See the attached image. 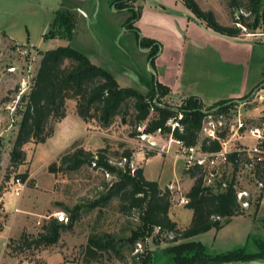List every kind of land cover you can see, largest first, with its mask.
Segmentation results:
<instances>
[{"label":"rangeland","instance_id":"rangeland-1","mask_svg":"<svg viewBox=\"0 0 264 264\" xmlns=\"http://www.w3.org/2000/svg\"><path fill=\"white\" fill-rule=\"evenodd\" d=\"M144 1L146 0H127L125 4L128 8L140 9ZM157 1H160L159 6L163 11H193L183 0ZM194 3L200 11L208 14V17H214L217 24L240 28V38L250 39L252 48L255 47L253 52L249 51L250 48H242L240 54L251 61L247 63L253 75L259 60L264 59V21L260 20V27L256 30H250L242 24V18L252 24L255 20V16L245 8L248 0H194ZM121 4L117 0H0V231L5 230L9 237L7 254L16 255L21 261L39 264L44 254L60 253L68 264H147V257L150 258V264H171L162 254L171 244L162 237L157 243L154 238L157 230L145 241H138L133 248L128 245V238L132 236L133 231L142 226L137 210L130 214L122 213L120 201L116 198L109 200L105 205L90 208L106 196L108 188L116 181L115 176L96 168L93 163L104 149L108 150L110 161L121 168L126 163V159L122 157L123 153L126 150L131 151L132 171L143 168L147 180L158 182L163 191L170 190L169 215L179 229L189 227L193 219L194 212L188 209L186 204H181V199L186 198L195 182V179L186 173L184 150L170 142L168 135L159 132L147 134L144 140L133 136L137 132L140 136L144 133V126L136 130L132 124L130 113L133 108L125 120L123 115H120L109 127H103L96 119L83 121L77 113V100H67L66 117L78 118L85 122L86 128L79 132L85 131L84 134L64 145L60 143L57 130L61 128L66 117L60 121L52 119L48 124L52 136L48 137L45 143L27 144L24 147V162L18 167L12 165L11 155L19 124L42 60V53L70 45L89 59L97 60L99 57L106 64H111L110 69L115 72L114 77L121 85L126 81L118 73L122 66L137 69L140 67L144 81L153 80L155 74L152 68L145 66L144 54L140 47L141 39H138L135 32H126L124 25L130 13L128 9L123 11ZM58 11L71 15L75 25L71 41L47 37L53 29ZM258 11L259 16L263 17L264 0H260ZM96 62L100 63L98 60ZM197 65L201 67L207 63L196 64L189 61L187 68L193 69ZM215 68L218 72L219 67ZM240 71L241 68L234 66L229 69L227 66L225 74L229 80L224 81V84L219 82L218 86L211 84L208 90L213 89L220 93L233 90L237 86L234 79L241 74ZM263 85L264 79L253 92ZM250 101L251 98L240 103L231 102L233 106L228 113L221 114L228 128H234L241 109L244 113L243 109L249 111L252 108ZM162 102L182 105L180 102H169L166 99ZM154 115L152 112L149 118ZM169 125L175 127L177 124L170 120ZM229 134L228 132L227 136H230ZM204 138L200 133V141ZM234 141L237 145L240 144ZM245 142L253 141L246 138ZM78 149H85L93 155L92 164H85L77 171L62 170L65 169L62 166L63 157ZM220 173L224 174V182L232 179L230 166H222ZM24 175H27L25 179ZM17 178L25 183L20 198L11 195L14 191L13 181ZM238 185L249 192L252 200L251 206L245 210V215L234 217L220 229H213L191 239L204 244L211 254H223L238 248L256 253L260 250L256 242H264V218L255 215L260 190L248 178L239 180ZM77 206L80 207V219L73 225L72 230L62 233L57 243L43 244L38 249L19 253L13 251L19 247L23 235L31 240L38 238L49 219L55 218L54 214L63 212L69 219ZM16 209H20L19 213L15 212ZM99 237H104L105 242L113 240L118 251H101L94 248L93 251L98 255L93 256L89 252L90 240ZM2 249L4 250V247ZM252 264H264V261Z\"/></svg>","mask_w":264,"mask_h":264},{"label":"trees","instance_id":"trees-1","mask_svg":"<svg viewBox=\"0 0 264 264\" xmlns=\"http://www.w3.org/2000/svg\"><path fill=\"white\" fill-rule=\"evenodd\" d=\"M117 1L122 3V6L120 5L122 9L129 10L130 16L126 24L128 29L133 30L139 38V29L133 24L139 19L141 10L135 7L128 8L125 4L127 0ZM183 2L193 10V14L198 19L204 21L215 32L230 38L242 35L240 28L217 24L214 17H208V14L197 8L194 0H183ZM259 5L260 0H248L245 7L247 12L255 16L253 24L247 23L246 19L242 18V24L250 30L258 29L260 20L264 21V15L259 16ZM57 15L53 29L47 37L71 41L75 25L70 13L58 11ZM154 43L152 40L141 39L142 48H151L149 59H153V69L154 57L160 51V46ZM168 92L169 89L160 83L154 85L148 95L133 88L121 87L110 72L94 65L86 55L70 45L44 52L22 113L11 155L12 165L18 167L24 162L26 157L24 147L27 144L45 143L47 138L52 136L48 124L52 119L60 121L66 117V102L70 99L77 100V113L85 122L96 119L103 127H109L120 115H123L125 120L133 108L130 114L136 130L144 126L145 134L160 131L163 135L173 136L174 139L182 141L186 147L200 145L207 153L221 150L222 144L219 140L204 138L200 141L203 121L208 116L218 118L222 113H228L233 104L224 102L212 109L204 110L198 100L190 99L181 106H173L162 102ZM152 112L155 115L150 119ZM170 120H174L177 125L175 127L169 125ZM133 136L140 137V133H134ZM225 136L226 132L220 133L221 138ZM92 156L85 149L75 150L63 157L62 166L65 169L62 170L77 171L85 164L91 165ZM122 157L126 159L123 168L110 161L107 149L100 151L94 160L96 168L115 176L116 181L108 188L106 196L90 208L105 205L109 200L116 198L120 201L122 213L130 214L133 210H137L142 226L133 231L132 236L128 238L127 242L132 246L131 248L138 241H145L147 237L153 236L157 230L154 236L156 242L159 243L162 237L171 244L162 253L171 264H252L264 261L263 241L256 242L260 249L257 253H249L244 248H238L232 252L215 255L209 253L201 242L191 240L213 229H220L234 217L245 215L247 209L238 201L235 173L230 181L219 182L209 187L204 183L206 168L195 165L186 170V173L195 179L186 195L188 199L186 207L192 210L194 215L190 226L181 230L169 215L170 190L163 191L158 182L147 180L143 168L133 172L130 167L131 151L126 150ZM233 169L234 172L237 171V164L234 163ZM26 177L27 175L23 176L24 179ZM261 178L264 180V176ZM263 196L264 189L257 199L255 215ZM248 200L251 206V197ZM79 210V206L75 207L67 224L51 217L38 238L31 240L23 235L19 247L13 251L19 253L38 249L43 244L57 243L62 233L72 230L73 225L80 219ZM90 244L89 252L95 257L98 254L93 251L94 248L101 251L117 250L115 242L113 240L105 242L104 237L91 239ZM150 262V258L147 257L145 263L150 264Z\"/></svg>","mask_w":264,"mask_h":264},{"label":"crops","instance_id":"crops-1","mask_svg":"<svg viewBox=\"0 0 264 264\" xmlns=\"http://www.w3.org/2000/svg\"><path fill=\"white\" fill-rule=\"evenodd\" d=\"M156 1H144L140 8V17L135 22V27L139 29L138 39L152 40L155 42L154 45L160 46L159 53L154 57L153 69V59H149L151 48H142L140 43L144 54L145 66H149L151 62V67L149 66V68H152L155 76L153 80L147 82L144 81L145 79H143L139 71L140 67L137 69L132 66H122L120 68L121 71L118 73L126 81H124L125 84L121 85L119 83V85L124 88L136 89L140 93L148 95L152 87L160 83L169 89L168 94L163 99L169 102H180L182 105L190 99H196L202 104L204 110L212 109L220 103H240L251 98L249 103L252 108L249 111L243 109L244 113H242L241 109L239 116L246 124L252 125L264 121V85L253 92L264 79V59L259 60L258 66L255 68L256 71L251 75L249 67L251 61L240 54L242 48H250L249 51L253 52L252 50L255 47L252 48L253 44L250 39H241L240 36L230 38L221 35L211 30L192 11L188 9L163 11L164 9L159 6L160 1ZM122 10L127 11V8ZM126 25H124L126 32H134L128 29ZM96 59L100 63L96 62L97 60L90 59V61L94 65L110 72L113 76L116 75L111 70V64H106L99 57ZM188 60L196 64L207 63V65H202L201 67L197 65L193 69H188ZM215 66L219 67L218 72ZM227 66L229 69L234 66L241 68V74L236 77L237 79H234L237 81V86L226 93L216 92L213 89L209 91L208 87L211 84L218 86L219 82L224 84V81L229 80L225 74ZM220 69H222V72H220ZM201 70L202 72H200ZM251 93L253 94L249 97ZM85 125V122L80 119H71L67 116L62 122L61 128L57 130L60 143L64 145L70 144L80 134H84L85 131L79 132L81 129L86 128ZM245 140H242L241 143L246 145L254 144L253 140H251L253 141L252 143H246ZM256 217L264 218V196ZM8 239L6 231H0V264H32L25 260L21 261L16 255L7 254V251H9L7 249ZM2 247H4V250ZM41 258L42 261L39 264H68L60 253L44 254ZM33 264L38 263L33 262Z\"/></svg>","mask_w":264,"mask_h":264},{"label":"built area","instance_id":"built-area-1","mask_svg":"<svg viewBox=\"0 0 264 264\" xmlns=\"http://www.w3.org/2000/svg\"><path fill=\"white\" fill-rule=\"evenodd\" d=\"M217 120V121H216ZM221 117L215 118L208 116L204 119L201 133L205 138L211 140H219L222 144L221 150L214 153L204 152L200 145L193 147H186L180 140H176L173 136L170 137V142L184 150V158L187 162V169L198 165L206 168L204 183L207 186L216 185V183L224 182V174L220 173L222 166H230L232 168V176L235 173L238 201L242 207L249 208L250 194L246 189H241L238 185L239 180L248 178L249 181L254 182L255 186L260 190L264 189V121L258 124H246L239 116L234 128H228V124H224ZM160 133V131H158ZM226 132L225 138L220 137V133ZM230 133V136L228 135ZM147 134L143 133L140 137L142 140L146 138ZM249 138L254 141L253 145H246L241 143L242 140ZM236 140L240 142L239 145L234 143ZM153 145V144H152ZM237 164V171L234 172L233 165ZM225 179V178H224ZM14 191L11 195L20 198L25 189V183L22 179L17 178L13 181ZM186 198L181 199V204H187ZM15 212H19L18 209ZM54 217L60 223H67L68 217L63 212L54 214Z\"/></svg>","mask_w":264,"mask_h":264},{"label":"water","instance_id":"water-1","mask_svg":"<svg viewBox=\"0 0 264 264\" xmlns=\"http://www.w3.org/2000/svg\"><path fill=\"white\" fill-rule=\"evenodd\" d=\"M149 66L151 67V62H150V64H149ZM155 102H157V100H156ZM92 160H94V159L92 158Z\"/></svg>","mask_w":264,"mask_h":264}]
</instances>
